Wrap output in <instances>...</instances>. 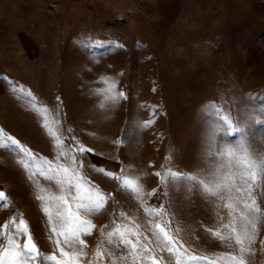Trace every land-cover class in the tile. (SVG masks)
Segmentation results:
<instances>
[{"label": "rangeland", "instance_id": "rangeland-1", "mask_svg": "<svg viewBox=\"0 0 264 264\" xmlns=\"http://www.w3.org/2000/svg\"><path fill=\"white\" fill-rule=\"evenodd\" d=\"M103 78L126 98L101 107L104 97L97 90L105 88ZM21 87L38 107L46 106V119L30 109L16 91ZM212 102L241 122L256 155H264V0H0V128L34 155L30 170L38 171L58 153L42 126L47 122L65 148L93 150L77 153L81 171L111 194L88 217L96 225L83 237L88 258L102 232L130 223L120 213L155 243L148 221L157 218L99 167L117 175L123 167L141 177L145 206H164L172 228H180L178 246L186 255L215 259L230 251L207 231L220 227V216L228 221L215 198L197 186L172 183L164 196L153 175L165 167L186 173L209 167L205 106ZM151 106H157L155 115ZM148 120L154 121L150 127H138ZM122 136L125 143L117 147L113 142ZM21 156L14 146L0 148V191L7 197L0 201V226L22 214L38 248L52 254L47 218L35 197L40 187H56L39 174L29 180L17 162ZM153 189L156 195H148ZM258 202L264 208V196ZM261 240L264 218L248 264H264ZM102 247L114 250L106 240ZM100 264H110L109 258Z\"/></svg>", "mask_w": 264, "mask_h": 264}, {"label": "snow or ice", "instance_id": "snow-or-ice-1", "mask_svg": "<svg viewBox=\"0 0 264 264\" xmlns=\"http://www.w3.org/2000/svg\"><path fill=\"white\" fill-rule=\"evenodd\" d=\"M103 83L105 88L97 90L104 97L101 107L114 105L120 99L126 98L123 92L115 90L114 82L103 78ZM16 91L25 97L32 111L47 118L48 109L46 106L38 107L31 92H26L22 87ZM151 107L152 114L155 115L157 106ZM205 112L209 118L206 121L209 167L198 173L178 172L171 167H165L163 172L157 171L153 175L159 178V187L165 189L164 196L168 194V184L172 183L176 186H197L204 195L215 198L218 201L216 207L227 210L228 221L223 222L224 218L220 216V227L207 231L225 243L230 251L220 253L215 259L186 255V249L183 252L180 250L184 245L181 243L178 246L176 233H179L180 228H172L171 219L164 206H145L141 177L128 174L123 167L122 175L99 167L96 171L117 180L121 191L130 192L140 201L146 215L157 218L155 223L148 221L155 243L143 235L139 224L125 213H120L130 223L115 224L113 221L115 227L107 233L102 232L104 239L97 243L96 250L88 258V245L83 237L90 236L96 228L88 217L99 213L111 194L102 192L81 171L83 162L78 161L77 153L93 150L83 145L65 148L62 137L45 122L42 126L53 137L58 148L56 161H45L46 168L31 171L35 167L34 155L14 137L6 135L2 128L0 148L14 146L22 154L17 162L23 167L29 180H34L39 174L55 185V191L40 187L35 197L41 202V211L47 218L51 233L49 240L54 249L52 254L42 252L34 242L23 215L17 213L0 226V240L3 241L0 243V264H84L85 258H88L87 264H100L105 256L109 258L110 264H198L199 261H204L205 264H248V257L254 255L252 245L257 240L259 222L264 218V208L258 202V197L264 196V155H256L241 122L230 113L214 102L205 106ZM152 123V120L144 121L138 127L146 129ZM232 136H238V139L217 142L218 137ZM113 143L117 147L123 146V136ZM61 160L64 162H60ZM165 160L170 162L171 156H166ZM156 192L157 189H153L148 195L154 196ZM5 200V193L0 191V201ZM3 207H7V203ZM114 239L118 243H114ZM105 240L114 245V250L102 247ZM260 244L264 249V240ZM120 249L123 251L117 255L116 250Z\"/></svg>", "mask_w": 264, "mask_h": 264}]
</instances>
